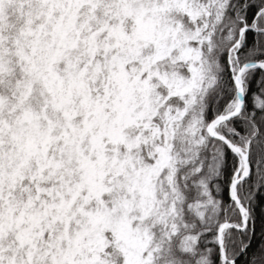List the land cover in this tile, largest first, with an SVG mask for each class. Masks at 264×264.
I'll list each match as a JSON object with an SVG mask.
<instances>
[{
  "label": "snow or ice",
  "instance_id": "6c2138e0",
  "mask_svg": "<svg viewBox=\"0 0 264 264\" xmlns=\"http://www.w3.org/2000/svg\"><path fill=\"white\" fill-rule=\"evenodd\" d=\"M0 264H264V0H0Z\"/></svg>",
  "mask_w": 264,
  "mask_h": 264
}]
</instances>
